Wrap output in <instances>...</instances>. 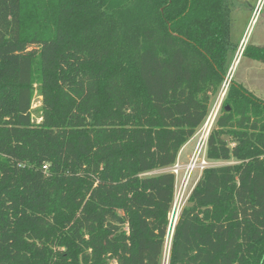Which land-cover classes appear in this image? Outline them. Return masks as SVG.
Returning a JSON list of instances; mask_svg holds the SVG:
<instances>
[{"label": "trees", "instance_id": "16d2710c", "mask_svg": "<svg viewBox=\"0 0 264 264\" xmlns=\"http://www.w3.org/2000/svg\"><path fill=\"white\" fill-rule=\"evenodd\" d=\"M128 1L0 0V264H162L169 229L166 264H264V100L229 82L206 147L221 163L173 227L163 170L227 77L246 2Z\"/></svg>", "mask_w": 264, "mask_h": 264}, {"label": "rangeland", "instance_id": "374dc122", "mask_svg": "<svg viewBox=\"0 0 264 264\" xmlns=\"http://www.w3.org/2000/svg\"><path fill=\"white\" fill-rule=\"evenodd\" d=\"M106 1H110V0H106ZM127 1L128 0H116V4L124 6L126 3L127 4L129 3V1L128 2ZM249 2L251 5L254 6V8L258 6V7H262L264 10V0H249ZM247 6H248V2L245 3L242 9H238L232 15L233 19L230 25L231 28L230 39L233 43L237 44V49L233 53V59L228 69L227 76L228 78H231V80L241 84L247 90L251 91L256 97L264 100V62L254 60L247 55H242L244 49L247 46L264 45V18L259 17L252 23V20L254 18H257V15L252 10L248 11V9H246ZM241 50L242 53L240 55L239 52ZM236 57H237V61L234 64ZM233 65L234 67L233 70L231 71ZM224 82L225 80L223 81L218 93H216L211 98V103H210L211 109L214 106L219 105L218 113L224 101L225 94L228 88V85H225ZM39 106H40V96L37 95L35 91L32 102V108H37ZM202 126L203 125H201L198 128V130H200ZM213 163L217 164L221 162H213ZM155 172H159V170L153 171L152 173L154 174ZM196 176H197V172L195 171L193 173L191 183L196 178ZM171 213H172V207L170 211V216ZM166 237H167L166 240L169 241L170 229ZM166 242L167 241H165L164 252L162 256V264H166L168 260V246Z\"/></svg>", "mask_w": 264, "mask_h": 264}, {"label": "built area", "instance_id": "2783aa9c", "mask_svg": "<svg viewBox=\"0 0 264 264\" xmlns=\"http://www.w3.org/2000/svg\"><path fill=\"white\" fill-rule=\"evenodd\" d=\"M227 82V83H226ZM225 85H228L227 77L224 82ZM218 106L210 108L209 113L206 119L203 122V126L200 130L196 131L194 137V145L186 162L182 163L179 160V155L176 161L168 168V170L173 173L175 177V184L173 190V203H172V213L170 216V226L173 227L177 218V214L185 204L187 198L189 197L192 188L194 187L197 179L201 175L202 171L214 165L213 161L209 160L206 156V147H207V138L209 132L212 128L213 122L216 119L218 113ZM197 172L196 178L192 181L191 179L194 172ZM174 215V217H173ZM167 246L169 247V241L166 240Z\"/></svg>", "mask_w": 264, "mask_h": 264}, {"label": "crops", "instance_id": "0c3cea01", "mask_svg": "<svg viewBox=\"0 0 264 264\" xmlns=\"http://www.w3.org/2000/svg\"><path fill=\"white\" fill-rule=\"evenodd\" d=\"M194 141H195V138L194 136L191 137V139H189V141H187V143H185V145L181 148V150L179 151V160L180 162L184 163L186 162L187 158H188V155L190 154L191 150H192V147L194 145ZM168 168L166 169H163V170H167ZM156 171V170H155ZM160 171V170H159Z\"/></svg>", "mask_w": 264, "mask_h": 264}, {"label": "flooded vegetation", "instance_id": "af4514ba", "mask_svg": "<svg viewBox=\"0 0 264 264\" xmlns=\"http://www.w3.org/2000/svg\"><path fill=\"white\" fill-rule=\"evenodd\" d=\"M245 2H248V6H247V8L246 9H248V11H253L256 15H257V18H254L253 20H252V23H253V21H255L256 19H258L259 17H262V18H264V10H263V8L262 7H260L261 8V12L263 13V16H261V14L259 13V14H257L256 12H255V8H254V6L253 5H251L250 4V2H249V0H244ZM263 10V11H262Z\"/></svg>", "mask_w": 264, "mask_h": 264}, {"label": "water", "instance_id": "95a60500", "mask_svg": "<svg viewBox=\"0 0 264 264\" xmlns=\"http://www.w3.org/2000/svg\"><path fill=\"white\" fill-rule=\"evenodd\" d=\"M255 12L257 13V14H261V16H263V13L261 12V8L260 7H258V6H256L255 7ZM239 52V51H238ZM241 53H242V50L240 51V55H241ZM227 80H228V83L231 81V78H228V76H227ZM229 109V107L228 106H226V110H228Z\"/></svg>", "mask_w": 264, "mask_h": 264}, {"label": "bare ground", "instance_id": "6f19581e", "mask_svg": "<svg viewBox=\"0 0 264 264\" xmlns=\"http://www.w3.org/2000/svg\"><path fill=\"white\" fill-rule=\"evenodd\" d=\"M240 53V52H239ZM239 53H238V55H239ZM238 57V56H237ZM237 57H236V59H235V61H234V64L236 63V61H237ZM239 58V57H238ZM233 67H234V65L232 66V69H231V71L233 70Z\"/></svg>", "mask_w": 264, "mask_h": 264}]
</instances>
